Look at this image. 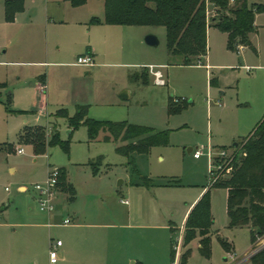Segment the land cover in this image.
Wrapping results in <instances>:
<instances>
[{
	"label": "rangeland",
	"instance_id": "1",
	"mask_svg": "<svg viewBox=\"0 0 264 264\" xmlns=\"http://www.w3.org/2000/svg\"><path fill=\"white\" fill-rule=\"evenodd\" d=\"M2 2L0 217L8 213L12 220L31 221L25 219L27 214L32 221L50 222V228H41L44 239L51 235L62 241L69 228L63 221L74 218L76 212L85 213L88 223L120 221L125 224L120 234L126 249L141 242L157 254V262L136 258L138 264H174L173 244L178 264L180 247L182 254L190 250L188 264H252V256L264 250V234L257 235L251 226H229L227 188L211 187L215 222L210 257L201 253L199 234L186 242V233L179 238L173 227L183 228L187 209L193 205L186 218L202 198L204 187L210 186L211 158L207 153L196 158L189 148L212 147L220 159L223 154L231 157L236 150L243 151V140L264 119V12L257 15L255 33L242 53L240 46L229 47L223 29L211 26L207 65H174L165 26L92 24L91 16L103 17L102 0H88L78 7L70 0H50L49 11L46 0H24V10L11 21ZM148 34L157 35L160 44L149 45ZM92 47L97 51L96 66L77 63L78 56ZM150 65L163 67L166 85L156 84L152 74L148 83L134 79L143 66ZM212 79L218 84H211ZM43 81L46 98L39 88ZM126 92L128 98L122 96ZM77 105H86L88 116L96 120L127 121L167 131L169 142L152 146L146 154H121L117 151L121 143L104 140L103 132L91 140L86 125L72 129L67 116L57 115L66 108L73 116ZM175 106L181 108L175 110ZM35 125L45 128L48 139L58 132L68 150L60 143H48L37 154L21 138L26 126ZM55 168L66 172L75 192L58 188L50 217L40 209L34 186L46 183ZM144 177L151 179L150 186L143 184ZM20 185L26 189L20 190ZM100 213L106 214L103 220L97 219ZM117 213L123 215L118 220ZM217 231L234 248L227 250ZM40 257V264H50V249L45 252L44 248ZM76 259L61 257L58 264H90Z\"/></svg>",
	"mask_w": 264,
	"mask_h": 264
},
{
	"label": "trees",
	"instance_id": "2",
	"mask_svg": "<svg viewBox=\"0 0 264 264\" xmlns=\"http://www.w3.org/2000/svg\"><path fill=\"white\" fill-rule=\"evenodd\" d=\"M75 7L84 5L87 0H70ZM105 6L103 20L94 17L92 23L111 25H149L165 26L167 29V47L170 64H205L209 54L208 29L218 26L228 34V45L234 49L240 45H250V36L255 32L257 14L264 12V0H102ZM24 10V0H6L5 14L11 21ZM134 79L148 83L149 73L144 68ZM211 84H217L216 79ZM45 82L40 84L45 94ZM178 110L181 107H173ZM58 116H67L72 129L86 125L91 140L99 138L121 143L117 151L121 154H146L155 145L169 142L167 131H157L148 126L131 124L127 121L96 120L88 116L86 105H77L73 116L66 108L58 110ZM42 126H26L21 134L23 141L31 143L35 152L41 153L49 143H60L68 150V143H62L58 132L46 136ZM242 143L243 151L236 150L231 158L223 161L216 178L210 183L202 198L193 207L185 226L186 242L201 235V253L211 254L210 229L214 224L211 212V187L228 189V214L230 227L251 226L257 235L264 234V119L253 133ZM143 184L151 185L149 177L143 178ZM74 194L75 190L67 181L66 172L61 169L57 189ZM74 197V196H72ZM253 233V232H252ZM253 233L252 242L256 240ZM222 245L227 242L221 239ZM229 247V245H228ZM190 250L181 256L180 264H188ZM175 252L173 251V261ZM252 264H264V250L251 258Z\"/></svg>",
	"mask_w": 264,
	"mask_h": 264
},
{
	"label": "crops",
	"instance_id": "3",
	"mask_svg": "<svg viewBox=\"0 0 264 264\" xmlns=\"http://www.w3.org/2000/svg\"><path fill=\"white\" fill-rule=\"evenodd\" d=\"M4 1L6 2V0ZM46 1H47V10L49 11V7L51 3H50V0H46ZM54 1L60 2L62 0H54ZM2 3H3L2 0H0V8H1ZM103 7H104L103 17L101 16L98 17V15H93L91 16L90 20H92L94 17L100 18L101 20H103L105 17V6ZM3 8H4V5H3ZM92 24L106 25L108 27L115 26V25L106 24V23H92ZM88 53H91L95 60L94 65L88 66V67L96 66V58H97L96 48L92 47ZM207 62L205 65H207ZM157 67L160 68L161 70L163 68L162 66H157ZM144 68L147 70L149 74H152L150 72L149 66H143L141 71ZM165 77H166V74H165ZM42 95H43L42 96L43 98H46V93L45 94L42 93ZM253 131L250 133V135L253 133ZM217 146L226 147L225 145H217ZM192 151L193 149L190 150V152ZM19 189L25 190L26 187L24 185H20ZM207 189H208V186L206 185L204 187V191L202 195H204ZM59 190L64 192L63 190H61V188H59ZM124 203H128V202H124ZM192 206L193 205H191L186 211V214L184 217L185 226H186V221H187L186 216L189 210L192 208ZM136 209H138V206H136ZM2 214H3V217H0V264H40L41 253L44 251V248H45V252L46 251L48 252V250L50 249V242L51 240H54V237H51V235H49L48 238H46L45 240L44 236L42 235L43 233L41 232V228H46V227L50 228L51 223L50 222L41 223L37 221H32L34 220V218H32V216H28L27 214H25L24 216L25 219H27L28 217L29 219L31 218V221H21V220L16 221V220H12L13 216H10V214L8 213L7 214L2 213ZM52 214L53 212L50 213L49 216L51 217ZM97 215H98L97 219L99 218L101 220H103L104 217H106L105 213L104 214L100 213ZM122 216L123 215L121 213H117L115 215L116 217L115 219L118 220ZM86 219H87V216L85 215V213L78 214L76 212L75 217L71 219V222L69 224H64V221H63V224L65 226H69V228L67 230L68 234H67L66 241L63 240V244L59 248V250L61 249L60 258L62 257L67 260V258L75 257L77 258L76 260L78 262H85V263L87 262L90 264L94 262H102L103 264H126L130 260H134V259L138 260L136 258H140V260L145 263L157 262L156 261L158 260L157 254L154 253V250L150 251L147 244H144L141 242H138V243L135 242L131 245L129 250L125 248V245L123 244V239H122L123 232L120 234V229H123L125 224L121 223L120 221H115V222L113 221L110 224L109 223H88ZM229 223H230V218H229ZM184 225H183V228H177V226L173 227L174 229H177V232L179 233V238H182L185 234ZM93 229H98L99 231L93 232L92 231ZM103 229H110V231L103 233L102 231H100ZM213 231L214 229L212 227L209 232L210 237ZM217 232H218L220 242H221V239H224L227 242L226 246L223 245L227 250L232 247L234 248L232 241L228 240L226 237L221 236L219 231ZM200 239H201V235L199 234L198 236L199 248H201ZM174 241L175 240H173V242ZM230 243H232L233 246ZM174 245L175 244L172 245L173 251H174ZM136 252L141 253V256L135 255ZM227 252L229 253V251ZM180 253H181V247H180L179 255H178V259L180 258L181 260L182 255L180 256ZM175 260H176V255H175ZM175 260H174V263H175ZM225 260L227 261L228 259L226 258ZM133 263L138 264L139 260ZM179 264H180V261H179Z\"/></svg>",
	"mask_w": 264,
	"mask_h": 264
},
{
	"label": "built area",
	"instance_id": "4",
	"mask_svg": "<svg viewBox=\"0 0 264 264\" xmlns=\"http://www.w3.org/2000/svg\"><path fill=\"white\" fill-rule=\"evenodd\" d=\"M239 52H243L245 50L244 45H240ZM77 63L86 65V66H92L95 63L94 57L91 53H86L84 55H80L77 58ZM150 72L154 76L155 83L158 85H166L167 79L165 77L164 72L158 68L157 66L151 65L149 66ZM19 152L23 153L24 148H20ZM194 156L196 158H200L204 154H208L211 158V168H210V183L214 181L216 178L217 172L221 169L223 166V161L227 157L223 154L222 159H220V156H216L213 152L212 147H208L207 150L205 149H196L192 151ZM225 153V152H223ZM61 176V169L55 168L52 170L49 180L46 183H38L34 186V189L37 193L36 198L39 203V207L42 211H45L47 213H52L55 208L54 204V196L57 192V185L59 178ZM124 202H128V200H124ZM71 222L70 218H67L64 220V224H69ZM63 241L60 239H54L50 242V262L51 264H56L60 260V252L59 248L62 246ZM174 264H178V262H175Z\"/></svg>",
	"mask_w": 264,
	"mask_h": 264
},
{
	"label": "water",
	"instance_id": "5",
	"mask_svg": "<svg viewBox=\"0 0 264 264\" xmlns=\"http://www.w3.org/2000/svg\"><path fill=\"white\" fill-rule=\"evenodd\" d=\"M146 42L151 45V46H158L160 44V39L158 38L157 35L155 34H148L145 38ZM123 97L125 98H128L129 97V94L126 92V93H123L122 95ZM239 145V142H236L234 144V147H238ZM192 150V148L190 147L189 148V151Z\"/></svg>",
	"mask_w": 264,
	"mask_h": 264
}]
</instances>
